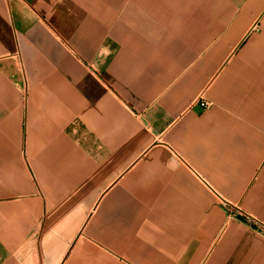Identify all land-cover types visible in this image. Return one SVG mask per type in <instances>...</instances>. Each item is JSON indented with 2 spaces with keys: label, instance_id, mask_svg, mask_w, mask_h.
<instances>
[{
  "label": "crops",
  "instance_id": "1",
  "mask_svg": "<svg viewBox=\"0 0 264 264\" xmlns=\"http://www.w3.org/2000/svg\"><path fill=\"white\" fill-rule=\"evenodd\" d=\"M251 219L264 0H0V264H264Z\"/></svg>",
  "mask_w": 264,
  "mask_h": 264
},
{
  "label": "built area",
  "instance_id": "2",
  "mask_svg": "<svg viewBox=\"0 0 264 264\" xmlns=\"http://www.w3.org/2000/svg\"><path fill=\"white\" fill-rule=\"evenodd\" d=\"M211 106H212V103H210V102L205 103V108H209ZM249 223L251 225H255L256 227H258V229H257L258 233H260L264 237V226L260 225V223L258 221L253 220V219H251L249 221Z\"/></svg>",
  "mask_w": 264,
  "mask_h": 264
}]
</instances>
